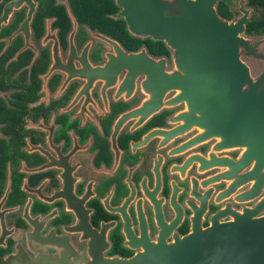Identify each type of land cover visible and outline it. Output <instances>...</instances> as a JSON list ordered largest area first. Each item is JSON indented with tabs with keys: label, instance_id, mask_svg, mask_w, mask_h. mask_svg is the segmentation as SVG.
<instances>
[{
	"label": "flooded vegetation",
	"instance_id": "af4514ba",
	"mask_svg": "<svg viewBox=\"0 0 264 264\" xmlns=\"http://www.w3.org/2000/svg\"><path fill=\"white\" fill-rule=\"evenodd\" d=\"M119 11L0 0V258L66 245L127 258L198 215L207 226L227 204H253L227 194L242 148L183 124L185 103L164 90L172 51L133 35Z\"/></svg>",
	"mask_w": 264,
	"mask_h": 264
},
{
	"label": "water",
	"instance_id": "95a60500",
	"mask_svg": "<svg viewBox=\"0 0 264 264\" xmlns=\"http://www.w3.org/2000/svg\"><path fill=\"white\" fill-rule=\"evenodd\" d=\"M219 1L116 0L117 17L133 35L162 40L170 48L174 68L163 71L164 90L176 89L175 101L185 103L184 125L193 118L221 145L242 148L224 174L230 181L227 194L253 204L240 210L227 204L207 226L198 215L187 234L146 240L127 258L91 249L79 253L66 245L55 255L38 251L32 257L19 250L0 264H264V34H245L247 0H238L240 15L231 19L218 13ZM246 58L262 62L259 73H252ZM242 185L249 187L237 194Z\"/></svg>",
	"mask_w": 264,
	"mask_h": 264
},
{
	"label": "trees",
	"instance_id": "16d2710c",
	"mask_svg": "<svg viewBox=\"0 0 264 264\" xmlns=\"http://www.w3.org/2000/svg\"><path fill=\"white\" fill-rule=\"evenodd\" d=\"M232 0H220L217 9L218 13L224 18L230 19L231 11L229 5ZM247 5L254 7V13L251 15L246 26L248 35H263L264 34V0H247Z\"/></svg>",
	"mask_w": 264,
	"mask_h": 264
},
{
	"label": "rangeland",
	"instance_id": "374dc122",
	"mask_svg": "<svg viewBox=\"0 0 264 264\" xmlns=\"http://www.w3.org/2000/svg\"><path fill=\"white\" fill-rule=\"evenodd\" d=\"M246 4V3H245ZM247 8H250L249 6H245ZM232 10L235 11V17L240 15V12L238 10V0H233L232 1V5H231ZM254 13V11L252 12V14ZM250 12V15H252ZM248 64L250 65L251 71L254 75H256L257 73L260 72L261 68H262V62L259 60H255V59H249L246 58Z\"/></svg>",
	"mask_w": 264,
	"mask_h": 264
}]
</instances>
